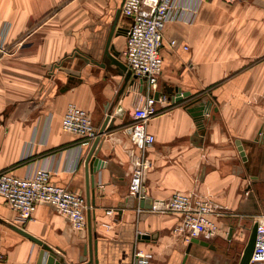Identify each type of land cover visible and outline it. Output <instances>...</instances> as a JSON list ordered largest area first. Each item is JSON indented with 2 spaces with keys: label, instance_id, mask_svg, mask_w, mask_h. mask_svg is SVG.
<instances>
[{
  "label": "crops",
  "instance_id": "crops-1",
  "mask_svg": "<svg viewBox=\"0 0 264 264\" xmlns=\"http://www.w3.org/2000/svg\"><path fill=\"white\" fill-rule=\"evenodd\" d=\"M123 3L0 0V32L10 48L0 56V172L22 176L47 166L55 185L87 203L90 193L97 264H182L185 256V264H240L252 224L264 215V0H178L183 17L164 29L157 89L132 74L121 92L126 72L107 52L125 62L132 19ZM170 86L190 94L158 100L146 122L155 140L136 145L135 105L150 93L169 97ZM71 103L99 131L112 112L93 173L86 161L95 139L63 128ZM137 172L144 199L132 190ZM176 191L214 204L216 233L198 238L215 249L176 231L182 214L166 208ZM90 232L48 203L22 220L0 195V264H38L50 252L82 264Z\"/></svg>",
  "mask_w": 264,
  "mask_h": 264
},
{
  "label": "built area",
  "instance_id": "built-area-1",
  "mask_svg": "<svg viewBox=\"0 0 264 264\" xmlns=\"http://www.w3.org/2000/svg\"><path fill=\"white\" fill-rule=\"evenodd\" d=\"M234 3L242 0H224ZM178 0H124L122 11L132 19L127 31V43L123 51L124 64L132 74L150 90L157 89L163 72L164 60L161 47L164 40V29L168 21L182 18V13L176 12ZM200 8L201 1L197 3ZM5 28L0 32V56L10 51L6 41ZM176 40L171 41L174 46ZM187 49L188 46H185ZM168 98V99H167ZM160 97L149 94L144 101L135 105L133 124L130 136L132 141L142 147L151 144L155 136L147 133L146 122L158 111V100H169L171 97ZM176 103V102H175ZM63 128L82 136L87 142L99 135V130L93 122L91 114L77 104H69L64 117ZM140 172L135 174L132 190H140ZM0 195L4 196L10 207L17 212L22 220L34 218L39 204L48 203L66 216L78 230L88 227L86 196L65 186L55 185L51 181V170L47 166L37 167L29 175L18 176L11 171L0 172ZM168 211L182 214L181 222L176 231L183 233L187 241L202 234L211 236L216 233L217 226L210 219L216 212L214 204L209 199L193 196L190 193L176 191L169 199ZM258 236L251 264H264V215L258 220ZM0 250V261L3 259ZM146 261H142V264ZM141 264V262H139Z\"/></svg>",
  "mask_w": 264,
  "mask_h": 264
},
{
  "label": "water",
  "instance_id": "water-1",
  "mask_svg": "<svg viewBox=\"0 0 264 264\" xmlns=\"http://www.w3.org/2000/svg\"><path fill=\"white\" fill-rule=\"evenodd\" d=\"M115 29H116V23L114 24V26H113V28L111 30V34H110L111 36L115 32ZM117 33H119V30H118ZM108 45H109V43H108ZM107 53H108L109 57L111 58V60L113 61V63H115L118 66H120L126 72L125 82H124V84H123V86L121 88V92H122V91H124V89L126 88L128 83L130 82V79H131V76H132V72H131V70H129L127 68V66L122 61H120V59L118 58V55H119L118 52H115V53L113 52V54H111L108 51ZM168 93H169V95H170V97H171V99L173 100L174 103L182 101V99L184 97H186V96H188L190 94V92H182L180 89L176 88L175 86H170ZM159 95H160V92H157L156 93V97L158 98ZM195 115L198 118L199 117H201V118L203 117V113H198V114H195ZM111 116H112V112L110 111L108 113V115L106 116L104 125L100 129L99 135L95 138V140H94V142L92 144L91 151H90V153H89V155L87 157V161H86V165L88 167L87 170L89 171V169H90L91 173L94 172L95 168H97V167L100 168L99 167L100 166L99 158L97 157L96 151H97L100 139H101V135L105 132V127L107 126L109 120L111 119ZM138 193L144 199L145 189L142 188ZM88 194H89L88 195V206L90 207L91 204L94 203V200H91L90 193H88ZM143 203H144L143 200H141V205H143ZM88 226H89L90 231H91L90 232V235H91L90 236V243H89V255H90V258H89V260L87 262H84L82 264H97V260L95 258V254L97 253V242H96V240L93 241L92 214H91L90 210H88ZM233 231L234 230L232 228L231 233H233ZM257 234H258V222L255 221L253 223V226L251 227V231H250L248 240L246 242V245H245V247L242 250V254H241V258H240V264H251V259H252V256H253V253H254V250H255V245H256V242H257V236H258ZM230 238H231V236H230ZM190 242L191 243L192 242H201L204 245L211 246L213 249L216 248V246L214 244H211L210 242L205 241V240H201L198 237H193ZM186 258H187V256H185L182 264H185ZM38 264H65V263H64L63 259L59 258L54 252H50L48 255H43L41 257V259L39 260ZM137 264H139V263H137Z\"/></svg>",
  "mask_w": 264,
  "mask_h": 264
},
{
  "label": "rangeland",
  "instance_id": "rangeland-1",
  "mask_svg": "<svg viewBox=\"0 0 264 264\" xmlns=\"http://www.w3.org/2000/svg\"><path fill=\"white\" fill-rule=\"evenodd\" d=\"M242 1H244V0H242ZM253 225V224H252Z\"/></svg>",
  "mask_w": 264,
  "mask_h": 264
}]
</instances>
